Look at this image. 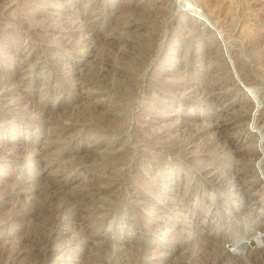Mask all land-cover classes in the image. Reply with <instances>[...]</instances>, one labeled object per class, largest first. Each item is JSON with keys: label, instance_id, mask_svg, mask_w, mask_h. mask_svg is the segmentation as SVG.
I'll list each match as a JSON object with an SVG mask.
<instances>
[{"label": "rangeland", "instance_id": "374dc122", "mask_svg": "<svg viewBox=\"0 0 264 264\" xmlns=\"http://www.w3.org/2000/svg\"><path fill=\"white\" fill-rule=\"evenodd\" d=\"M263 28L264 0H0V264H264Z\"/></svg>", "mask_w": 264, "mask_h": 264}, {"label": "bare ground", "instance_id": "6f19581e", "mask_svg": "<svg viewBox=\"0 0 264 264\" xmlns=\"http://www.w3.org/2000/svg\"><path fill=\"white\" fill-rule=\"evenodd\" d=\"M121 1V0H120ZM231 1H233V0H231ZM250 1V0H249ZM123 3V2H122ZM235 3V2H234ZM164 4V3H163ZM125 6V5H124ZM201 6H202V4H201ZM121 9V8H120ZM242 9V8H241ZM247 9H249V8H247ZM256 10H258V9H256ZM213 11V10H212ZM249 11V10H248ZM261 11V10H260ZM252 12H253V10H252ZM12 14V13H11ZM217 14V13H216ZM259 14V13H258ZM217 16H218V14H217ZM247 17H249V16H247ZM222 18V17H221ZM9 19V18H8ZM217 20H218V18H217ZM217 20H215V22L217 21ZM37 21V20H36ZM45 21V20H44ZM222 21H220L219 22V24L220 25H223L224 23L222 22ZM247 22V21H246ZM249 22V21H248ZM252 22V21H251ZM244 23V22H243ZM229 24V23H228ZM216 25V24H215ZM242 25V24H241ZM229 26V25H228ZM246 26V25H245ZM260 26V25H259ZM262 26V25H261ZM218 27V26H217ZM224 27V26H223ZM227 27V26H226ZM247 27V26H246ZM257 27V26H256ZM263 27V26H262ZM124 28V27H123ZM185 28V27H184ZM220 28V27H219ZM250 28H251V26H250ZM249 28V29H250ZM73 29V28H72ZM126 29V28H125ZM190 29V28H189ZM223 29V28H222ZM248 29V28H247ZM247 29H245V31L247 30ZM252 29V28H251ZM257 29V28H256ZM262 29V28H261ZM264 29V28H263ZM75 30V29H74ZM79 30H82V29H79ZM219 30V29H218ZM242 30H244L243 28H242ZM96 31V30H95ZM223 31V30H222ZM70 32V31H69ZM80 32V31H79ZM227 32V31H226ZM225 32V33H226ZM248 32V31H247ZM254 32V31H253ZM73 33V32H72ZM243 33V32H242ZM259 33V32H258ZM79 34V33H78ZM95 34V33H94ZM227 34V33H226ZM232 34V33H231ZM248 34H250V33H248ZM255 34H256V32H255ZM69 35H70V33H69ZM72 35V34H71ZM75 35H76V33H75ZM242 35V34H241ZM246 35V34H245ZM244 35V36H245ZM257 35V34H256ZM260 36H262V34L260 33L259 34ZM258 35V36H259ZM74 36V35H73ZM228 36V35H227ZM243 36V35H242ZM247 36V35H246ZM255 36V35H254ZM229 37V36H228ZM249 38V37H248ZM253 38V37H252ZM251 38V40H250V42H247V43H244L242 46H245L247 49L249 48L250 49V47H253L254 49H255V47L254 46H256V42H258V41H256V39L258 40V38H257V36H255L253 39ZM262 38V37H261ZM260 39V38H259ZM70 40V39H69ZM229 40V39H228ZM78 41V40H77ZM24 42V41H23ZM243 42V41H242ZM246 42V41H245ZM73 43V42H72ZM261 44V43H260ZM19 47V46H18ZM215 48V47H214ZM213 48V49H214ZM258 48V47H257ZM252 49V48H251ZM250 49V50H251ZM254 49H252V50H254ZM16 50V49H15ZM17 50H19V48H17ZM249 50V51H250ZM256 50V49H255ZM262 50V49H261ZM209 51V50H208ZM210 52H212V51H210ZM209 52V53H210ZM235 52V51H234ZM252 52V51H251ZM250 52V53H251ZM262 52L264 53V51L262 50ZM17 53V52H16ZM242 53V52H241ZM254 53H256V52H254ZM262 54V53H261ZM211 55V54H210ZM251 55H252V53H251ZM255 55V54H254ZM256 57H257V55H255ZM213 57H215L216 59H220V58H218L217 56H215V55H213ZM235 57V56H234ZM252 57H254L253 55H252ZM262 58V61H263V63H264V54H263V56L261 57ZM257 59H258V57H257ZM256 59V60H257ZM236 60V59H235ZM223 61V60H222ZM239 61V60H238ZM255 61V60H254ZM256 62V61H255ZM257 62H258V60H257ZM256 62V63H257ZM259 62H260V60H259ZM186 63V62H185ZM261 63V62H260ZM259 63V64H260ZM255 64V63H254ZM262 64V63H261ZM218 65V64H217ZM225 65V64H224ZM241 64H239L238 66H239V71H240V73H241V75H244V82H246V84L248 85H250V84H252L251 83V78H249V75H248V73H247V71L244 69V66L242 67V66H240ZM220 66V65H219ZM248 67V66H247ZM251 68V67H250ZM258 68V67H257ZM262 69H263V66H262ZM238 71V72H239ZM249 74H250V72H249ZM224 75V74H223ZM5 78V77H4ZM219 79V78H218ZM14 81V80H13ZM224 81H227L226 79H223L222 81H220V82H218L219 83V87H222V82H224ZM230 81V80H229ZM16 84V83H15ZM128 85V84H127ZM226 85V84H225ZM231 85V84H230ZM198 88V87H197ZM200 88V87H199ZM128 89V88H127ZM213 89V88H212ZM198 90V89H197ZM203 91V90H202ZM214 91V90H213ZM206 92H207V90H206ZM209 92V91H208ZM130 93V92H129ZM215 95V94H214ZM225 95H226V98H228V96L230 95V93L228 92V91H226L225 92ZM213 96V95H212ZM220 96V95H219ZM218 95L216 96V98L218 99V100H222L223 99V96L222 97H219ZM211 97V96H210ZM215 98V99H216ZM9 100V99H8ZM213 100V99H212ZM215 101V100H214ZM171 133V132H170ZM253 156V155H252ZM52 186V185H51ZM38 199V198H37ZM18 207V206H17ZM78 213V212H77ZM77 216V215H76ZM75 216V217H76ZM79 218V217H78ZM82 218V217H81ZM57 221V220H56ZM18 222V221H17ZM45 226V225H44ZM85 231V230H84ZM243 237V236H242ZM245 238V237H244ZM36 239V238H35ZM27 240V239H26ZM93 242V241H92ZM32 243V242H31ZM47 243V242H46ZM238 243V242H237ZM27 244H28V242H27ZM36 244V243H35ZM241 244V243H240ZM37 246V245H36ZM35 253V252H34ZM32 259V258H31ZM142 261V260H141ZM138 262V261H137ZM140 264H144V263H140Z\"/></svg>", "mask_w": 264, "mask_h": 264}]
</instances>
